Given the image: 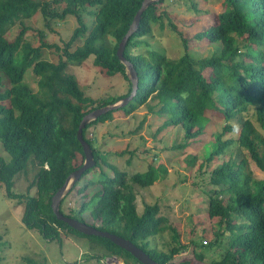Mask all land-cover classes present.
Instances as JSON below:
<instances>
[{"label": "trees", "instance_id": "obj_1", "mask_svg": "<svg viewBox=\"0 0 264 264\" xmlns=\"http://www.w3.org/2000/svg\"><path fill=\"white\" fill-rule=\"evenodd\" d=\"M164 1L148 6L124 49L138 79L133 99L101 114L83 129V137L94 152L95 165L82 174V187L78 182L62 200L61 211L129 239L159 264H192L193 258L203 261L207 251L216 248L222 251L218 257L203 264H264V178L255 177L248 164L252 160L264 172V134L252 120L256 109L264 129V0H220L223 7L214 10L211 22L192 36L217 44L214 54L197 57L190 49V39L181 36L183 53L177 59L149 40L155 35V25H165L164 13H158ZM142 2L0 0V145L12 156L10 161L0 156V182L4 183L7 197L24 202L23 224L38 230L45 239L61 242L64 233H75L89 238L102 250L94 257H122L127 264L131 258L142 263L110 239L83 234L59 220L51 202L69 175L84 163L77 135L83 117L133 91V82L117 50ZM192 3L200 12L197 1ZM39 13L52 21L74 16L78 24L64 46H57L63 50L57 62L43 58L41 52V48L54 44L43 42L33 47L25 41L29 30L25 22ZM85 17L92 18L91 24ZM18 24L19 33L11 39L9 33ZM171 26L175 28L172 23ZM79 40L81 45H77ZM91 56L106 75L123 76L127 92L100 99L87 95L68 69ZM30 68L38 78L37 88L26 80ZM144 104L162 120L159 132L182 127L186 142L176 145V149L186 151L191 145L195 150L204 148L200 168L209 174L211 188L202 197L214 238L206 243L192 239L193 258L175 260L189 244L181 242L178 230L161 215L159 204H145L143 212H138L134 185L150 187L166 169L150 166L145 172L118 171L109 160L112 153L99 151L95 138L87 134L90 127L112 120L115 112L130 114ZM210 114L220 115L226 124L222 133L214 134L215 139L206 143L204 135L212 133ZM238 121V137L224 138ZM237 146L247 151V157L227 159ZM115 154L123 156L121 151ZM29 167L36 173L27 192H15V177ZM93 171L95 177L89 178ZM32 188L36 189L35 195H30ZM70 194L82 196L80 209L69 202ZM83 214L89 216L78 217ZM165 231L172 233L171 239L161 250L153 240ZM26 260L35 264L31 258Z\"/></svg>", "mask_w": 264, "mask_h": 264}, {"label": "rangeland", "instance_id": "obj_2", "mask_svg": "<svg viewBox=\"0 0 264 264\" xmlns=\"http://www.w3.org/2000/svg\"><path fill=\"white\" fill-rule=\"evenodd\" d=\"M44 1V0H35ZM192 1H197L200 12L194 9ZM223 4L220 0H165L159 4L158 13H164L162 20L164 27L155 25V35L150 37V42L159 49L164 50L171 58H179L183 53L181 36L190 39V49L197 57L211 56L217 49V44L210 43L205 37L199 40L192 38L195 32L211 22L214 10H220ZM208 9L209 11H205ZM47 21H50L49 25ZM85 21L91 24L92 18L85 17ZM174 24L175 28L171 26ZM25 26L29 27L25 35V41H29L33 47H40L43 42L54 44L53 47L41 48L42 57L57 62L65 42L71 37L73 30L78 26L74 16L65 20H45L41 13L31 18ZM21 25L14 26L9 33L11 39L17 37ZM82 40L77 42L81 45ZM68 71L75 74L82 89L94 99L105 98L107 95H120L127 92V82L121 75L108 76L102 68L95 65L91 56L80 65H70ZM37 77L32 68L27 70V82L37 88ZM152 103V102H150ZM113 119L104 123H98L88 130V137H94L97 149L101 152L112 153L109 160L117 165L118 171L145 172L150 166L166 169L152 186L142 187L134 185L137 194L136 204L138 212L142 213L145 204H159L161 215L168 218V222L174 226L182 243L189 244V248L176 255V261L185 258H193L194 246L191 242L201 240L210 242L214 238L213 226L202 195L211 186L208 183L209 174L201 172L204 148L195 150L193 145L186 151L176 149L175 146L186 142L185 132L182 127L163 129L158 131L162 120L150 110L148 104L139 106L130 114L117 111ZM212 120L209 123L210 132L204 135L205 142L215 139L214 134L222 133L226 121L218 114L209 115ZM240 120V117L238 118ZM252 120L256 127L264 134L259 113L254 109ZM233 123L234 130L224 138L238 137L240 121ZM209 139V140H208ZM122 152L123 156H117L115 152ZM233 151V153H231ZM226 156L240 159L247 157L245 149L234 147ZM197 155V158L193 157ZM0 156L10 161L12 156L0 145ZM192 158L195 162L192 164ZM31 164V163H30ZM253 174L257 178H264V172L260 170L252 160L248 163ZM36 169L29 167L27 171L15 177L13 190L18 193H26ZM93 173V174H92ZM97 173V171H96ZM112 174V173H108ZM98 175H96V179ZM95 177V171L89 174V178ZM78 187H82V181ZM36 189L30 190V195H35ZM80 209L82 196H68ZM25 204L7 197L4 183L0 182V259L2 264H29L26 258H31L35 264L43 261L45 264H115L108 257L99 258L100 248L90 243L89 238L78 234H63L62 241H50L45 239L36 229L27 228L22 222ZM89 216L78 215L79 218ZM216 226V225H215ZM171 232L165 231L156 237L153 242L161 250L166 249V243L170 242ZM202 251L205 253L204 248ZM102 252V250H101ZM222 252L219 249H209L205 260L199 261L193 258L192 264H203L211 258H217ZM186 260V259H185ZM130 264H137L131 258ZM118 264V263H117ZM127 264V263H126Z\"/></svg>", "mask_w": 264, "mask_h": 264}, {"label": "water", "instance_id": "obj_3", "mask_svg": "<svg viewBox=\"0 0 264 264\" xmlns=\"http://www.w3.org/2000/svg\"><path fill=\"white\" fill-rule=\"evenodd\" d=\"M157 1L160 0H143L140 9L137 11L128 32L122 38L119 44V48L117 50V54L120 60L125 64L126 72L133 82L132 93L129 96L122 98L120 101L114 104H109L101 108L94 109L93 111H90L83 117L79 125L77 135L79 141L83 146V151L85 154L84 163L81 166V168L75 170L73 173L69 175L64 185L54 194L51 202L52 210L59 220L68 223L72 228L76 229L77 231L83 234L95 235L110 239L112 242H114L115 244L119 245L120 247L131 253L132 256H134L142 264H159V263L155 259H153L147 252H145L143 248H141L134 242L130 241L129 239L124 238L116 233H112L108 230L99 229L98 227L83 222L77 218H73L68 215H65L61 211V203L62 200L70 192V190L73 188V186L80 181L84 171L95 165L94 152L92 150V147L83 137V129L85 128V126L90 122H92L93 120H96L101 114L106 113L110 110L118 109L121 106H125L128 102H130L133 99L134 95L136 94L137 86H138L137 75L133 64L125 58L124 49L130 36L138 28L143 12L148 8L149 5Z\"/></svg>", "mask_w": 264, "mask_h": 264}, {"label": "crops", "instance_id": "obj_4", "mask_svg": "<svg viewBox=\"0 0 264 264\" xmlns=\"http://www.w3.org/2000/svg\"><path fill=\"white\" fill-rule=\"evenodd\" d=\"M108 258H110V259H112L115 263H118V264H126V262H125V259L124 258H122V257H108Z\"/></svg>", "mask_w": 264, "mask_h": 264}, {"label": "clouds", "instance_id": "obj_5", "mask_svg": "<svg viewBox=\"0 0 264 264\" xmlns=\"http://www.w3.org/2000/svg\"><path fill=\"white\" fill-rule=\"evenodd\" d=\"M236 126H237V123L235 124ZM203 243H206V242H203ZM111 257H113V256H111ZM114 257H117V256H114ZM118 258V257H117ZM107 259H110V258H107ZM109 261H111V259L109 260ZM112 262H114V261H112ZM115 263V262H114ZM115 264H117V263H115Z\"/></svg>", "mask_w": 264, "mask_h": 264}]
</instances>
